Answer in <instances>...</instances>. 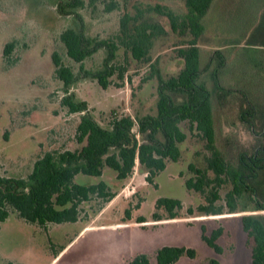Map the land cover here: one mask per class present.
I'll list each match as a JSON object with an SVG mask.
<instances>
[{"label":"rangeland","instance_id":"rangeland-1","mask_svg":"<svg viewBox=\"0 0 264 264\" xmlns=\"http://www.w3.org/2000/svg\"><path fill=\"white\" fill-rule=\"evenodd\" d=\"M67 0H0V172L5 177L27 178L39 157L51 151H73L83 144L77 142L80 114H71L61 105L65 93L63 83L55 75L51 56L58 52L75 73L81 64L71 60L60 34L72 23V15L63 16L57 5ZM78 11L87 24V32L102 39L116 38L124 13L140 21L161 24L167 34L154 40L151 63L133 59L123 47L118 64L125 65V80L112 79L104 90L96 81L79 82L71 90L78 100L86 101L96 119L104 126L113 117L156 115L158 81L151 75V65L165 78L177 76L184 68L179 51L189 47L192 36L171 30L169 20L151 10L167 6L179 15L187 13L185 0H82ZM108 8H112L108 11ZM205 32L198 41L202 67L212 52L221 50L227 66L219 73L225 94L214 87L211 72L202 81L212 92L211 105L216 131V147L229 162H236L239 153L252 151L260 138L241 120L243 112L256 134L264 133V0H215L205 20ZM15 42L8 60L4 48ZM105 51L85 61L87 69L101 67ZM214 66H216L214 64ZM213 66V68H214ZM216 68V67H215ZM230 92V93H229ZM255 109V114L251 111ZM187 135L180 144L181 158L168 161L152 184L139 165L125 183L116 181L115 173L105 169L102 178L78 175V184L106 181L117 196L95 212L99 201L82 205L77 223L49 224L45 228L28 223L17 212L1 224L0 264H128L136 255L148 254L157 264L155 254L164 246L188 247L197 252L196 259L183 257L176 264H209L217 259L222 264H252L253 241L243 231L241 217L262 212L227 211L226 195L230 184L219 188L217 206L223 215L154 221L159 198L169 197L187 209L206 204L208 194L190 191L186 181L194 177L190 165L207 168L211 152L206 141L188 122L181 124ZM213 178L212 171L208 172ZM264 186V175L261 177ZM211 188H208V193ZM130 209L131 220L124 223ZM145 223H137L138 218ZM208 234L222 227L219 240L223 248L217 254L202 239L201 226ZM57 255V257H56Z\"/></svg>","mask_w":264,"mask_h":264},{"label":"trees","instance_id":"trees-1","mask_svg":"<svg viewBox=\"0 0 264 264\" xmlns=\"http://www.w3.org/2000/svg\"><path fill=\"white\" fill-rule=\"evenodd\" d=\"M215 0H185L187 13L179 15L167 6L156 5L151 8L170 22L175 33L192 36L189 47L181 49L179 56L184 60V68L177 76L165 78L161 71L151 65V75L158 81L157 114L113 117L107 126L102 125L89 109L86 101L78 100L71 90L79 82L93 80L107 90L112 79L125 80L127 67L118 64L121 47L129 52L134 60L151 63L150 52L154 40L167 34L166 29L156 22L140 21L138 17L124 13L120 20V31L116 38L102 39L87 32V24L79 9L84 6L82 0H67L57 5L58 12L72 15V23L60 34L67 56L81 64L78 73L66 65L62 56L54 52L51 56L56 77L63 83L65 93L61 105L71 114H80L77 127V142L83 144L73 151H51L39 157L27 178L5 177L0 172V230L1 224L10 216V210L28 223H36L45 228L49 224L77 223L81 218L82 205L99 201L95 212L112 201L117 192L106 181L98 184H78V175L102 178L105 169L115 173L116 181L125 183L135 171L137 163L140 171L147 175L152 184L157 175L167 168L168 161L178 162L181 158L180 144L187 135L181 124L188 122L206 141L211 157L207 159V168L197 169L190 165L194 177L186 181L190 191L208 194L206 204L197 209L189 207L182 215L183 203L174 198L164 197L156 201L154 221L177 220L192 217L196 213L205 216L225 214V209L217 206L220 200L219 188L231 185L226 195L227 211L238 212L264 211V133L256 134L251 122L243 112L241 120L247 122L251 132L260 140L252 151L238 154L236 162L227 161L216 147V131L211 105L212 92L202 81L206 72L216 89L225 94L219 80V73L227 66L224 52H212L207 65L202 67V52L198 41L204 35V20ZM112 8H108L110 11ZM16 43L10 42L4 48V58L8 60ZM105 51L102 65L98 69H87L85 61L100 51ZM214 64L216 66H214ZM214 66V68H213ZM216 67V68H215ZM230 93V92H229ZM251 112L255 114V109ZM212 171L211 178L208 172ZM211 188L208 193L207 189ZM131 220V211L125 212L124 223ZM143 217L137 223H145ZM243 231L253 241L252 264H264V214H249L241 217ZM202 239L215 253L222 254L219 240L224 234L222 227L208 234L202 225ZM57 257V255H56ZM196 259L197 252L188 247L164 246L157 250V264H176L181 258ZM14 264V263H8ZM128 264H152L148 254L136 255ZM209 264H222L211 259Z\"/></svg>","mask_w":264,"mask_h":264},{"label":"crops","instance_id":"crops-1","mask_svg":"<svg viewBox=\"0 0 264 264\" xmlns=\"http://www.w3.org/2000/svg\"><path fill=\"white\" fill-rule=\"evenodd\" d=\"M180 260H181V259H180ZM180 260H179V261H180ZM179 261H178V262H179Z\"/></svg>","mask_w":264,"mask_h":264}]
</instances>
